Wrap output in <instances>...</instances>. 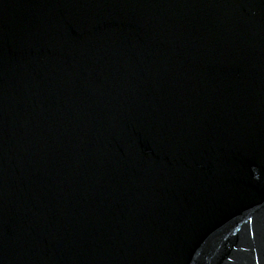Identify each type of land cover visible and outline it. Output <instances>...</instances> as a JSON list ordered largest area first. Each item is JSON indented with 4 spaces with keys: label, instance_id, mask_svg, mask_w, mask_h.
Listing matches in <instances>:
<instances>
[{
    "label": "water",
    "instance_id": "1",
    "mask_svg": "<svg viewBox=\"0 0 264 264\" xmlns=\"http://www.w3.org/2000/svg\"><path fill=\"white\" fill-rule=\"evenodd\" d=\"M0 264H264V0H0Z\"/></svg>",
    "mask_w": 264,
    "mask_h": 264
}]
</instances>
